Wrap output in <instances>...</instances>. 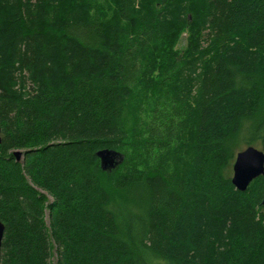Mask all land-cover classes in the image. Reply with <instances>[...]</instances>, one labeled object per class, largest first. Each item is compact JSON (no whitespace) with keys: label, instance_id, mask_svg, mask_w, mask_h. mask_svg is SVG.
Listing matches in <instances>:
<instances>
[{"label":"trees","instance_id":"1","mask_svg":"<svg viewBox=\"0 0 264 264\" xmlns=\"http://www.w3.org/2000/svg\"><path fill=\"white\" fill-rule=\"evenodd\" d=\"M0 130V264H264V0H0Z\"/></svg>","mask_w":264,"mask_h":264},{"label":"water","instance_id":"2","mask_svg":"<svg viewBox=\"0 0 264 264\" xmlns=\"http://www.w3.org/2000/svg\"><path fill=\"white\" fill-rule=\"evenodd\" d=\"M13 155L16 161H20L22 158L21 151H15ZM97 155L100 159L101 167L106 171L112 170L121 157L120 154L113 150H102ZM261 176H264V152L253 146L238 152L233 166L232 183L234 187L244 192L255 179ZM4 235L5 226L0 219V256Z\"/></svg>","mask_w":264,"mask_h":264},{"label":"rangeland","instance_id":"3","mask_svg":"<svg viewBox=\"0 0 264 264\" xmlns=\"http://www.w3.org/2000/svg\"><path fill=\"white\" fill-rule=\"evenodd\" d=\"M185 46H186V35H184L183 37H182V39H181V41H180V43H179V45H178V49L180 50V49H184L185 48ZM48 217H49V213H48V211L46 212V220H47V223H48ZM56 261H57V259H56V254H54V256H53V258H52V264H56Z\"/></svg>","mask_w":264,"mask_h":264}]
</instances>
